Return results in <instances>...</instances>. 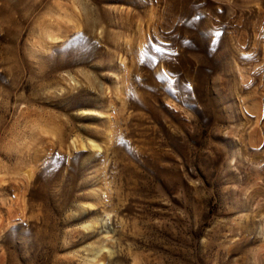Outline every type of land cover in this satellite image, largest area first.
<instances>
[{
    "label": "rangeland",
    "instance_id": "1",
    "mask_svg": "<svg viewBox=\"0 0 264 264\" xmlns=\"http://www.w3.org/2000/svg\"><path fill=\"white\" fill-rule=\"evenodd\" d=\"M0 264H264V0H0Z\"/></svg>",
    "mask_w": 264,
    "mask_h": 264
}]
</instances>
